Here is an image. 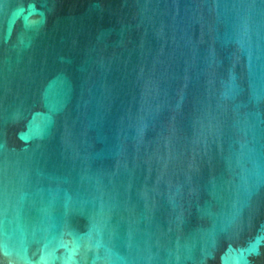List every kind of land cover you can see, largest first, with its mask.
<instances>
[{
	"label": "water",
	"instance_id": "95a60500",
	"mask_svg": "<svg viewBox=\"0 0 264 264\" xmlns=\"http://www.w3.org/2000/svg\"><path fill=\"white\" fill-rule=\"evenodd\" d=\"M0 264H264V0H0Z\"/></svg>",
	"mask_w": 264,
	"mask_h": 264
}]
</instances>
